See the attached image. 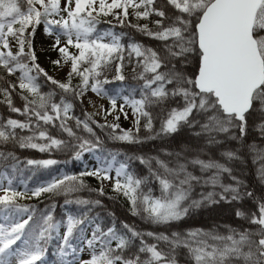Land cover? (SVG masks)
<instances>
[{"label": "snow or ice", "instance_id": "6c2138e0", "mask_svg": "<svg viewBox=\"0 0 264 264\" xmlns=\"http://www.w3.org/2000/svg\"><path fill=\"white\" fill-rule=\"evenodd\" d=\"M129 15L137 21L149 20L153 15L158 19L152 22L154 27H149L147 23L132 24L128 21ZM109 16L121 26L127 23L142 35L164 42L163 48L153 49L132 40L125 45L122 37L126 33L99 32L97 26L103 17ZM40 25L45 35L53 38L50 50L58 53V58L51 63L56 67L68 66L65 82L49 76L37 62L33 40ZM190 59L196 61L197 68L188 74ZM126 61L133 67V79L141 83L133 89V92L139 91L140 97L125 96L124 103L137 117L136 133L143 118V127L151 135L140 138L132 130H121L116 135L118 124L97 126L110 127L113 130L110 138L130 144L169 137L183 127L198 129L192 135L203 138V144L193 150L192 157L183 151L165 152L174 157L168 162L159 156L128 157L147 166L145 177L128 171L125 162L115 167L112 190L127 199L131 215L152 224L166 225L182 220L204 205L239 202L245 196L251 197V192L241 191L243 182L229 165L243 160L244 148L254 154V163L264 160V148H258L255 142L244 143L248 117L253 114L257 117L255 126L264 139V0H164L159 7L157 0H65L63 6L61 0H0V69L7 76L19 73L17 83L0 75V95L4 97L0 103L7 104L11 112L27 117L25 121L9 118L0 123V143L18 139L21 148L40 152L72 150L74 159L93 151L99 146V138L93 142L78 136L68 122L75 120L77 129L82 127L91 135L95 134L90 122H96L89 113L84 114L83 120L71 115L74 105L66 97L71 95L79 100L90 89L98 96L109 97L112 107L107 112L111 114L117 108V96H109L105 90L104 85L110 83L105 72L114 65V80L124 81L122 70ZM74 77L79 78L75 86ZM41 78L60 90L59 102L54 99L55 90L41 91ZM17 88L25 101L23 109L13 105L12 94ZM169 101H175L177 106L168 107ZM154 107L159 109L155 114L150 110ZM119 110L123 112L124 105ZM124 115L127 118V113ZM157 120L158 130L154 127ZM49 125L58 127L68 139L50 135ZM17 129L28 130L32 135L17 138ZM225 141H235L239 147L221 151L219 155L224 162L212 158L208 150ZM205 154L208 159L201 158ZM112 161H116L115 154ZM152 161L157 165L155 169ZM57 163L53 159L27 161L30 166L44 168ZM190 166L198 167L201 175L189 171ZM112 169L113 164L109 163L107 167L82 172L79 176L64 174L34 189L24 185V191L13 187L11 180L7 186L0 184V214L9 220L7 225L0 224V264H11L10 258L16 264H37L44 254L42 245L53 238L59 226L49 211L28 231L36 209L34 205L18 203L19 199L40 197L44 193L67 197L87 187L84 176L112 180ZM225 174L233 183H223ZM258 175L264 180V164L258 169ZM153 181L158 183L159 195H154L151 187L144 191ZM209 185L213 191L201 192L199 199L192 198L196 186ZM216 188L220 191L216 192ZM90 191L104 195L103 187ZM65 203L89 206L99 205L100 201L77 198L66 199ZM24 214H28L27 219L20 218ZM86 215L80 218L68 215L64 222L62 257L68 255L66 249L72 248L70 240L84 224ZM235 215L246 220L250 227L225 226L226 234L215 229H190L168 235L141 232L124 222L122 230L116 228L115 222L106 230L96 224L87 241L92 254L80 264H177L175 253L180 248L187 249L193 264H264V202H259L257 211L250 215L240 209ZM145 237H151L155 243H148ZM18 242L23 247H16ZM161 242L167 250L159 247ZM132 248L136 251L126 256L125 252ZM72 254L75 255V249ZM63 264H76V261Z\"/></svg>", "mask_w": 264, "mask_h": 264}, {"label": "trees", "instance_id": "16d2710c", "mask_svg": "<svg viewBox=\"0 0 264 264\" xmlns=\"http://www.w3.org/2000/svg\"><path fill=\"white\" fill-rule=\"evenodd\" d=\"M164 0H157V7L163 3ZM158 19L155 15L151 16L149 20H143L141 24L147 23L149 27H154L153 21ZM134 24V23H132ZM98 31L103 32L107 29L116 34L126 33L122 37V43L127 45L130 40L140 42L145 46L152 47L153 49L161 50L163 48L162 41L149 38L147 36L139 33L135 28L127 26V23L124 26L118 24H109L106 22H101L98 26ZM134 63V61H133ZM197 68V63L194 59H190L189 67L186 71L188 74L193 73ZM122 74L125 76L124 81L114 80L116 76L115 66L113 65L109 70L105 72V76L110 81V83L105 84L104 88L109 93V96H118L123 97L128 96L131 98H139V91L133 92V89L137 88L140 81L133 79V67L125 62V67L122 70ZM0 75H4L6 80H10L13 83H17V77L19 73H16L13 76H7L6 72L0 69ZM102 77L101 79H103ZM41 84V91L47 93L49 91L55 90L57 95L54 97L56 102L60 100V90L55 88L50 82H46L43 78L39 81ZM76 84H73L75 86ZM6 86V85H5ZM19 88L16 89L12 94L13 105L17 108L23 109L25 101L21 99L19 95ZM27 95V93H24ZM118 94V95H117ZM68 100L72 101L74 107L71 115L80 118L83 120L85 118L84 114L88 113L80 100L74 99L71 95L66 97ZM109 101V97L105 96ZM4 97L0 95V101ZM175 101H169L168 107H175ZM153 114L159 111L158 108L150 109ZM90 114V113H89ZM9 118L16 119L20 121H25L26 116L21 115L20 113L11 112L5 103H0V123L6 122ZM91 119L95 121L94 117L91 115ZM96 123H91L90 126L93 128L95 135H91L83 130V128L77 129L75 127V120H70L68 123L73 127L74 131L78 136H82L86 139H91L93 142L96 141V138H99V146L94 149L92 152L99 158V163L104 164L108 160H112V155H116V161L112 163L117 166L121 162L128 164V171L133 173L137 177H145L148 175V168L146 165L142 164L138 159L128 160V157H137V156H159L160 159L168 162L172 161L174 157L165 155V152H184L188 157L195 155L194 149L198 148L203 144V138H197L192 135L193 131L198 129H189L187 127L181 128V130L169 137H158L156 139L147 140L141 144H130L127 142L119 141L110 138L113 130L110 127H98L97 125H109L103 124L95 121ZM145 120L141 118L139 132L136 133V126L132 130L133 134L138 135L140 138L147 137L151 135L147 132L144 127ZM257 117L256 114H253L248 117V132L245 138V145L255 142L258 148H264V139H261V133L256 128ZM59 124V121H57ZM154 127L156 130L159 129L160 123L159 120L155 121ZM47 130L50 135L58 138L67 140V134L62 133L58 127H52L51 125L47 126ZM116 135L121 134V130L118 128L116 130ZM17 138L21 136L32 135L28 130H16ZM223 139V137H220ZM40 142L43 141H34ZM239 145L235 141H225V143L212 147L208 150V154L212 158L224 162L223 158L219 153L223 150H235ZM187 149V151H185ZM0 153H3V156H0V177H3L6 182L11 180L13 182V187L17 185L18 182H21L23 187L27 185L29 189H34L42 184H46L51 181L54 177H60L64 174L67 175H76L79 176L80 173L86 172L87 170L83 166L82 162L79 159L73 158L72 150H56L40 152L37 149L32 148H21L17 140H9L6 143H0ZM11 153L9 156L8 154ZM208 154L202 155V159H208ZM242 161H234L229 166L233 167V174L238 176L239 179L243 182L242 192H251L253 195L251 197L245 196L243 200L237 202L232 201L231 203L220 201L217 204L204 205L198 209H194L190 212L188 216L183 218L180 221L173 222L170 224H161L156 225L144 221L140 217L132 216L129 211V204L127 199L116 192L104 191V195H99L97 191H90V189H100V182L96 177L93 176H84L82 179L87 187L81 189L79 192L72 193L69 196L64 195H53L49 193H44L40 197H30L29 199L18 200L20 204L34 205L36 211L32 214L33 221L28 227V231H31L33 227L41 220V215H46L49 211L53 215L55 222H58L65 231L64 222L66 221L68 215L80 218L84 213L87 215L84 217L85 222L79 227L77 231L74 232L70 243L72 248L77 249L82 246V244L87 243L88 239L84 238V230L88 227L91 228V235L93 228L96 224H100L103 229L111 227L113 222H115L116 228L121 229L122 222L132 225L136 230L141 232H154V233H166L171 235L172 232L185 233L190 229H203L205 231L215 229L221 234H226V227L231 226L234 228H246L250 227L248 222L244 219L237 218L235 212L237 209L244 211L247 215H250L252 212H256L258 209V203L264 202V180H261L258 175V169L264 160H257L253 162L254 154L250 153L247 148L242 150ZM46 160L53 159L58 161L57 164L49 166L47 168L38 167L35 165H28V160ZM171 166V165H170ZM152 167L155 169L157 167L155 161H152ZM189 171H193L196 175H201L199 168L189 167ZM210 175V173L206 174ZM223 183H233L227 174L223 177ZM148 187L153 189L154 195H159V186L156 182H151L145 186L144 191H147ZM214 189L209 186H196L193 192V199H199L200 193H207L208 191H213ZM216 192H219L220 189L216 188ZM111 197V198H110ZM88 199V200H99V205H76L75 203L66 204L65 200H75V199ZM218 199V197H216ZM55 204V207L52 208L51 205ZM112 214V215H110ZM25 214V218L27 219ZM9 220L1 222L0 224H8ZM254 227V226H253ZM145 240L148 243H155L151 237H145ZM63 238L59 237L57 233H54L53 238L47 241L42 245L44 248V254L37 264H63V257L61 256V244ZM115 242H113V246ZM136 245H139V241H136ZM17 247H23L22 242H18ZM160 248L167 250V246L161 242L159 245ZM68 251V249H66ZM136 251L135 248H132L130 251H126L125 255H130ZM177 258V264H193L190 260L187 249L180 248L175 253Z\"/></svg>", "mask_w": 264, "mask_h": 264}, {"label": "rangeland", "instance_id": "374dc122", "mask_svg": "<svg viewBox=\"0 0 264 264\" xmlns=\"http://www.w3.org/2000/svg\"><path fill=\"white\" fill-rule=\"evenodd\" d=\"M64 2L65 0H61L62 6ZM129 12L131 13V9H129ZM102 21L109 24H118V21L111 16L103 17ZM128 21L134 24L136 23L141 24L143 20L137 21L134 16L129 15ZM108 30L111 29H107L105 31ZM52 40H53L52 37L45 35L43 25L38 26L33 40V46L37 55V62L40 64L42 68H44V70L48 73L49 76H52L61 82H65L67 80L68 66L56 67L51 63L53 59L58 58V53L50 50ZM12 45H13L12 50L15 52L16 47L14 41H12ZM78 83H79V78L74 77L72 80V84H78ZM79 100L83 104L85 110L94 117L95 121L99 123L109 124V125L118 124L120 130H133L136 126L137 117L133 115L131 107L124 103L123 96L121 95L117 96V108L114 111H112L111 114H109L107 110L111 109L112 106L110 102L105 98V96H98L97 94L93 93L90 89L87 92H85L83 97ZM120 105H124L123 112L119 110ZM124 113H127V118H125ZM116 117H119V119H116ZM79 160L82 162L83 166L87 171H94L95 169L100 167H107L109 163H112V160H108L104 164H100L99 158L92 152H84ZM118 166L119 165L115 166L113 164V169L110 173V175L113 177L112 180H104V181L99 180L100 188L103 187L104 191L114 192L112 190V184L115 182V167ZM0 184L7 186V182L3 177H0ZM15 188L18 191H24V187L21 182H18ZM19 200H23V199H19ZM20 218L24 219L25 214ZM6 220L7 219H5V217L2 214H0V223L5 222ZM56 233L59 237L63 238L64 229L61 225L58 226ZM83 235L84 238L90 237L91 228L87 227L84 230ZM72 249L74 248L68 249L67 251L68 255L63 256V262L74 259L76 261V264H80V261L88 260L92 254V249L88 246V243H84L80 248L75 249L74 256L72 254ZM10 259H11V264H16L14 258H10Z\"/></svg>", "mask_w": 264, "mask_h": 264}]
</instances>
